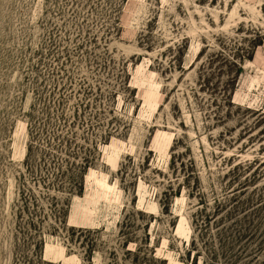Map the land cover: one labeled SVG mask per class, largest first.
Returning a JSON list of instances; mask_svg holds the SVG:
<instances>
[{
  "label": "rangeland",
  "instance_id": "obj_1",
  "mask_svg": "<svg viewBox=\"0 0 264 264\" xmlns=\"http://www.w3.org/2000/svg\"><path fill=\"white\" fill-rule=\"evenodd\" d=\"M76 2L0 0V264H264V0Z\"/></svg>",
  "mask_w": 264,
  "mask_h": 264
},
{
  "label": "trees",
  "instance_id": "obj_2",
  "mask_svg": "<svg viewBox=\"0 0 264 264\" xmlns=\"http://www.w3.org/2000/svg\"><path fill=\"white\" fill-rule=\"evenodd\" d=\"M119 1L120 0H118V2L117 3H119ZM121 1H124V0H121ZM73 2V4L75 3V4H77V2H76V0L75 1H73V0H71V3ZM113 5V11H114V13L117 11V6H118V4H116V1L112 4ZM114 22H115V24H117L118 23V21H116V18L114 19ZM81 173H84L82 170L80 171ZM80 179H82V176L80 177V175H78L77 176V179H71L70 180V182H69V184H70V187H68L71 191L72 190H75V189H79V186L81 185L80 183H81V181H80Z\"/></svg>",
  "mask_w": 264,
  "mask_h": 264
}]
</instances>
